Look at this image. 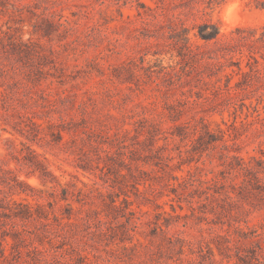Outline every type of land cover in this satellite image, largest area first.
<instances>
[{"label":"rangeland","instance_id":"374dc122","mask_svg":"<svg viewBox=\"0 0 264 264\" xmlns=\"http://www.w3.org/2000/svg\"><path fill=\"white\" fill-rule=\"evenodd\" d=\"M0 264H264V0H0Z\"/></svg>","mask_w":264,"mask_h":264},{"label":"trees","instance_id":"16d2710c","mask_svg":"<svg viewBox=\"0 0 264 264\" xmlns=\"http://www.w3.org/2000/svg\"><path fill=\"white\" fill-rule=\"evenodd\" d=\"M198 37L207 43L214 41L217 42L220 37V29L211 22L204 23L199 26ZM251 60H254L255 62L258 63L257 59L253 55L248 56L249 63H251ZM228 88L229 90L232 89V87L230 86H228ZM164 133L173 135V133H171L170 130H166V132ZM187 181L188 180H186V178H183V183H187ZM203 184L205 185L204 193L208 198L209 196H212L211 191L219 184V181L217 180L205 181L203 182Z\"/></svg>","mask_w":264,"mask_h":264},{"label":"bare ground","instance_id":"6f19581e","mask_svg":"<svg viewBox=\"0 0 264 264\" xmlns=\"http://www.w3.org/2000/svg\"><path fill=\"white\" fill-rule=\"evenodd\" d=\"M235 22H237V20Z\"/></svg>","mask_w":264,"mask_h":264}]
</instances>
